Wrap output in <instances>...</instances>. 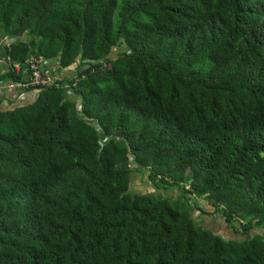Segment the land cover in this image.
I'll return each mask as SVG.
<instances>
[{
    "label": "trees",
    "instance_id": "trees-1",
    "mask_svg": "<svg viewBox=\"0 0 264 264\" xmlns=\"http://www.w3.org/2000/svg\"><path fill=\"white\" fill-rule=\"evenodd\" d=\"M5 35L79 65L0 109V264H264V0H0Z\"/></svg>",
    "mask_w": 264,
    "mask_h": 264
},
{
    "label": "built area",
    "instance_id": "built-area-1",
    "mask_svg": "<svg viewBox=\"0 0 264 264\" xmlns=\"http://www.w3.org/2000/svg\"><path fill=\"white\" fill-rule=\"evenodd\" d=\"M17 38L3 36L0 40V75H13L14 78L0 81V109L12 110L22 106L30 94L36 100L39 92L45 88H61L65 79L59 75V63L44 57L30 55L24 60H15L11 55ZM69 96L74 92L69 88ZM78 104V111H81Z\"/></svg>",
    "mask_w": 264,
    "mask_h": 264
},
{
    "label": "rangeland",
    "instance_id": "rangeland-1",
    "mask_svg": "<svg viewBox=\"0 0 264 264\" xmlns=\"http://www.w3.org/2000/svg\"><path fill=\"white\" fill-rule=\"evenodd\" d=\"M56 61V60H55ZM59 63V62H58ZM77 64H75L74 66H76ZM59 67V69H62L60 65H57V68ZM64 70V69H63ZM29 102L26 101L24 104H28ZM147 172H144V173H140V172H133L132 174V182H131V189H132V192L133 193H144L146 190L149 189V186H148V177H147ZM147 181V182H146ZM172 197H177L179 196V194H174L172 193L171 194ZM177 195V196H176ZM178 198V197H177ZM218 220L216 219H212L210 217H205V221H203V226L205 228H208V229H214L216 233H219L221 235H223L224 233V230L223 229H226L227 227L224 226L222 228H219V224L217 223ZM221 225V224H220ZM262 231H259V233H261ZM229 235V234H227ZM230 238V237H228ZM231 238L233 239H243L241 237H239L236 233H231Z\"/></svg>",
    "mask_w": 264,
    "mask_h": 264
},
{
    "label": "crops",
    "instance_id": "crops-1",
    "mask_svg": "<svg viewBox=\"0 0 264 264\" xmlns=\"http://www.w3.org/2000/svg\"><path fill=\"white\" fill-rule=\"evenodd\" d=\"M78 63H77V65L76 66H73V67H71V68H69V69H59V75H60V77H62L63 79H70V78H73V77H75L76 76V74H77V70H78ZM27 98V101L30 103V102H32V100H34V96L32 95V94H30L28 97H26ZM196 216L198 217L199 216V214L197 213L196 214ZM206 217H210V218H212V219H216V220H218L217 221V223L219 224L218 226H219V228H222V227H224V226H226V224L224 223V220L221 218V217H218V218H213V217H211V216H206ZM221 224V225H220ZM227 227V226H226ZM223 229V228H222ZM212 230H214L213 228H212ZM224 230V233H223V236H225V237H230L231 238V233H233L228 227L226 228V229H223ZM215 231V230H214ZM217 234H219V233H217ZM227 234H229V235H227ZM221 235V234H220Z\"/></svg>",
    "mask_w": 264,
    "mask_h": 264
}]
</instances>
